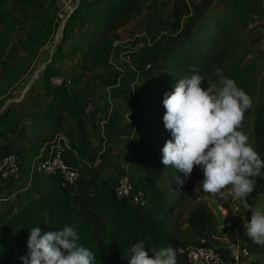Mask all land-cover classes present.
<instances>
[{"label":"trees","instance_id":"obj_1","mask_svg":"<svg viewBox=\"0 0 264 264\" xmlns=\"http://www.w3.org/2000/svg\"><path fill=\"white\" fill-rule=\"evenodd\" d=\"M145 2L80 0L65 18L60 42L71 38L73 32L77 34L81 42L73 46L80 53L79 63L88 69L102 67L120 54H128L138 66L149 62L151 67L137 81L131 69L95 73L89 79L108 89L107 96L110 99H132L136 106L140 105L144 94L156 93L161 115L165 113L162 103L164 94L172 91L175 82L192 75L194 68L204 77L202 87L212 84L219 87L220 77L215 72L219 68L223 76L233 79L251 98V106L244 114L241 130L248 135L249 142L253 143L255 151L264 159V84L261 81V84L255 83V78L251 76L261 60L257 57L247 60L246 49L238 55L233 43L244 26L262 9L260 5L251 0H235L229 8L216 10L209 17H196L190 27L188 24L179 29L176 18L168 34H155L150 39L137 35L118 39L113 44L109 33L136 18ZM56 3L57 0H0V21L3 26L14 29L17 22L8 13V8H15L28 22L26 38L20 40L19 45L25 52L34 53L50 41L52 11L56 9ZM0 48L1 51L5 48L1 37ZM44 74L45 77L59 78V73L51 65L45 67ZM49 91L45 105L35 102L24 114L13 113L10 108L0 113V149L4 144L14 142L5 139L2 143L1 140L15 131L14 126L18 122L26 121L25 126L31 130L27 137H21L23 146L20 152L11 150L17 151L22 161L19 185L16 186L17 178L0 183V201H3L0 208V264H22L20 257L28 255L27 238L30 229L35 226L41 229L42 234L62 229L64 225L73 227L80 237L78 243L96 253V264H129L124 253L138 241L145 243L149 255L152 250L161 247L174 248L178 243L195 244L173 239L167 233L164 218L173 211L174 204L170 203L166 192L159 185L157 155L150 153L145 140L124 141L122 145L128 151V165L135 188L146 195L144 209L116 198L111 182L94 177L89 191L91 209L82 215L80 208L73 202L71 187L64 185L59 175L37 174L30 178V163L38 157L40 148L37 139L43 137L45 128L53 121L67 120L69 117L78 120V99L63 85H54ZM113 107L114 114L126 111L122 105L113 104ZM166 134L171 139L169 131L166 130ZM161 158L160 151V162ZM261 171L264 173V169ZM165 173L174 181L175 175L183 178L172 167H166ZM33 180L40 182V185L31 186ZM179 188L180 192L188 191L191 188L189 178ZM186 223L202 239L217 233V216L202 201L190 207ZM245 243L247 239L241 245L249 247ZM217 249L226 254L232 246ZM245 264H264V255L252 253Z\"/></svg>","mask_w":264,"mask_h":264},{"label":"rangeland","instance_id":"obj_2","mask_svg":"<svg viewBox=\"0 0 264 264\" xmlns=\"http://www.w3.org/2000/svg\"><path fill=\"white\" fill-rule=\"evenodd\" d=\"M78 1L80 0H57L56 9L52 11L53 24L52 32L49 36V38L51 37L50 41L44 43L34 53L25 52L19 45V41L26 38L28 22L23 19L22 15L15 8H8V13L15 18L17 24L11 30L3 26L0 21V37L5 44L3 51L0 48V103H2V105L0 104V113L5 111L6 108H10L13 113H24L31 106L27 100H41L45 103L49 89L58 84L63 85L73 95H76L81 88H85L86 92L83 93V100H87L86 97H91L92 99L96 96L103 99L106 94L103 93L104 90L102 89L104 88L90 81L89 77L95 73L111 72L116 69H131L130 63L126 61L122 54L111 59L102 67L88 69L87 66L79 63L80 53L73 46L81 42L77 38V34L73 32L71 33V38L60 42L61 35L59 34L57 36V22L66 13L67 8L72 6L74 9ZM192 1L146 0L142 11L136 18L128 22L125 26L118 28L115 32L109 33L113 43L114 41H118V39L128 37L130 29L139 19H142L139 25L143 27V20H145V16L147 15H152L153 20L146 23V27L144 26L145 28L139 30L138 33L139 35H146L148 39L155 34L165 35V33H170L174 18L182 20L181 25L184 26L187 18L186 16H182L190 13V11H195V5ZM176 14L177 16H175ZM233 43L238 55L246 49L248 51V55L246 56L247 60L253 57L261 60V63L251 73V76L255 78V83L261 84V81L264 84V11L262 9L244 26V29L240 32L238 38L233 40ZM48 65H51L52 69L59 73V78H61L60 83L57 84L53 80L56 78L45 77V67ZM35 74H38V76L35 77ZM68 80L70 81L69 83H67ZM85 85L88 86L85 87ZM157 95L156 93L144 94L140 105L137 106L133 103L132 99L124 101L123 99L117 98L115 100L110 99V101L114 105H122L125 107L126 111L121 113V120L124 123L130 121L133 124V140H145L150 147V153L152 155L156 153L157 155L156 162L159 166L156 172L159 175V185L166 192L170 203L174 204L173 211L164 218L167 222V233L169 236L183 242H192L195 244L204 242L221 249H226L236 243L241 244L242 241L247 239V243L245 244L249 246L246 247L251 255L252 253L264 255V246L253 243L244 233L243 224L247 223L250 219L251 211L243 207L244 204L242 201L231 194V186L222 190L221 194H211L203 191L199 184L203 180V173L200 168L194 167L189 177L191 188L188 191L180 192L177 183L165 173L166 168L160 162V147L170 138L166 134L163 115L159 112ZM77 98L79 99V97ZM130 109L131 113H129ZM97 114L100 113L98 112ZM105 115L110 118L108 113L105 112ZM105 120L106 118L104 122ZM96 130H100V128H96ZM97 132L101 134V130ZM99 137L100 139H104L101 135ZM127 137L125 139H128ZM113 138H117V136L111 135V139ZM17 139L18 137L16 135L12 139L14 141L13 143L1 146L0 153L8 152L9 150H18ZM105 139L110 138L105 135ZM4 141L5 138L1 140L2 143ZM99 148H102L101 153H99L102 159L104 156L112 158V155L104 154L103 147ZM115 153L120 156L118 159L124 157L122 153H118L116 150H114ZM16 181V186H18V178ZM35 182L37 184L35 186L40 185V182L38 183L36 180ZM198 201L205 202L217 216V222L224 225L221 234L215 233L202 239L188 227L186 219L189 209ZM2 203L3 201H0V208Z\"/></svg>","mask_w":264,"mask_h":264},{"label":"clouds","instance_id":"obj_3","mask_svg":"<svg viewBox=\"0 0 264 264\" xmlns=\"http://www.w3.org/2000/svg\"><path fill=\"white\" fill-rule=\"evenodd\" d=\"M215 72L220 77L219 87H202L204 77L193 68L192 75L179 79L172 91L164 94L163 124L171 139L161 149V162L182 174L183 178L174 177L178 186L185 183L194 167L203 173L199 183L203 191L221 194L231 186V194L251 211L243 224L246 237L264 246V213L252 208L246 199L264 169V159L241 130L251 98L219 68ZM79 239L69 225L43 234L35 226L27 238L28 255L20 259L22 264H96V253L79 244ZM124 255L129 264H177L173 247H161L149 255L143 241L134 243Z\"/></svg>","mask_w":264,"mask_h":264},{"label":"crops","instance_id":"obj_4","mask_svg":"<svg viewBox=\"0 0 264 264\" xmlns=\"http://www.w3.org/2000/svg\"><path fill=\"white\" fill-rule=\"evenodd\" d=\"M235 0H193L192 3L195 5L194 12L190 11V13L185 14L182 17L186 16V21L184 26L181 25L183 22L179 20V29L192 26L196 20V17H204L208 16L212 13H215L216 10L229 8L231 2ZM175 11V10H174ZM176 13V11H175ZM174 13V14H175ZM177 16V14L175 15ZM174 16V17H175ZM188 16V17H187ZM19 18V17H18ZM175 19V18H174ZM153 20L152 15L145 16V20H143V24L146 27V23ZM142 22V19H139L137 23L130 29L129 35L126 38H131L133 36L139 35L138 31L144 29L145 27H141L139 24ZM136 27V28H135ZM147 30V29H146ZM144 33V32H143ZM146 36V35H145ZM122 38V37H121ZM90 80V79H89ZM91 81V80H90ZM95 83V82H94ZM88 85H85L87 87ZM104 90L103 93H106L105 98L94 97H86L87 100H83V93L86 92L85 88H81L78 90V93L74 95V97H79L78 102L80 103V107L77 110L78 120H74L72 118H67V120L61 121H53L46 127V131H44L43 137L37 139L38 145L41 147H45V142L48 140L49 136L54 131H61L65 134L70 144V150L67 153V160L74 164L79 170V177L77 179L76 184L71 187L73 202L80 208V212L82 215H85L90 212L91 209V196L89 191L92 187V182L94 177H99L102 179H106L109 182L112 181V178L115 173L116 164L120 160L119 155L114 154V150L118 153H122L124 156L127 154V150H125L122 145L124 141H132L133 134V124L129 121L128 123H124L121 120L122 114H114L113 104L110 101V98L107 96L109 93L108 89ZM46 96V101L49 99L50 91ZM105 100L107 104L104 103ZM31 106L36 102L41 105H45L41 100L30 101ZM28 109L24 112L26 113ZM100 114H97V113ZM105 112L108 113V116L105 115ZM23 113V114H24ZM22 114V113H18ZM97 115H100L97 117ZM106 118L105 122L104 119ZM108 118V119H107ZM99 123V125H98ZM26 121H20L14 126V132L10 136H6L5 139H14L17 135L18 137V152H20L21 147L23 146V142L21 137H27L31 130L27 128ZM102 126V127H100ZM96 128H100L101 134H98ZM104 137V139H100L99 136ZM105 135L110 139H105ZM112 136H117V138L111 139ZM128 136V137H127ZM129 136H131L129 138ZM128 139H125V138ZM88 138V139H87ZM95 140V141H94ZM10 143V142H9ZM104 150L105 155H112V158L104 156L101 163L94 166L93 162L96 157L100 156L102 148ZM10 151V150H9ZM114 154V155H113ZM101 157V156H100ZM18 176V182L19 177ZM31 186L37 187L35 185V180L31 181ZM247 203L252 206L257 211L264 213V173L262 172V176L256 178V186L254 191L247 196ZM243 203V202H242ZM244 204V203H243ZM245 207V205L243 206Z\"/></svg>","mask_w":264,"mask_h":264},{"label":"built area","instance_id":"obj_5","mask_svg":"<svg viewBox=\"0 0 264 264\" xmlns=\"http://www.w3.org/2000/svg\"><path fill=\"white\" fill-rule=\"evenodd\" d=\"M257 2L264 11V0H251ZM72 6L67 8L66 13L59 20L57 25V36L62 33L66 16L72 11ZM118 41H114L116 44ZM126 61L130 63L131 70L135 73L137 81L142 74L151 67V64L145 63L138 66L132 62L128 54H122ZM38 74H35L37 77ZM58 84L61 78L53 79ZM70 81L68 80L67 83ZM134 84L131 85L133 88ZM131 104V103H130ZM131 113V109L129 110ZM70 150V144L67 137L61 131H54L45 142V147L39 148L38 157L30 163L29 176L35 175H59L62 183L69 187H73L79 177L78 168L67 160V153ZM129 155L127 154L116 164L114 176L111 184L113 192L118 199L126 200L129 205L138 209H144L147 203L146 195L143 191L135 188V181L132 171L128 165ZM102 157H96L93 165L100 164ZM22 169V161L17 151H8L0 153V183L7 182L10 179L18 178ZM236 198V197H235ZM238 199V198H237ZM235 200V199H234ZM224 229V225L220 222L216 223L218 234ZM176 252L177 264H245L246 259L250 257V252L240 243L232 245V249L223 254L217 247L201 242L197 244L178 243L174 246Z\"/></svg>","mask_w":264,"mask_h":264}]
</instances>
